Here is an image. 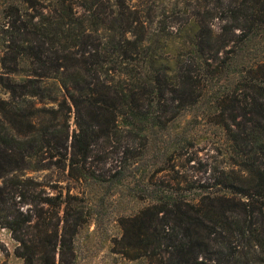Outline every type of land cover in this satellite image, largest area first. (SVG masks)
Instances as JSON below:
<instances>
[{
	"label": "trees",
	"instance_id": "obj_1",
	"mask_svg": "<svg viewBox=\"0 0 264 264\" xmlns=\"http://www.w3.org/2000/svg\"><path fill=\"white\" fill-rule=\"evenodd\" d=\"M198 2L208 13L160 30L146 25L126 0H0V13H15L0 26V46L15 62L10 75L0 78L9 96L0 98V111L16 112L15 99L21 96L27 102L56 101L60 94L68 98L78 127L74 155L63 153L62 163L74 169L83 161L85 178L96 175L85 164L95 141L121 148L125 128L147 139L168 95L181 100L176 110L230 112L242 133L235 139L247 146L244 183H231L229 192L208 191L200 203L187 201L184 210L168 200L146 206L122 224L132 227L135 258L149 257V264H264V0ZM212 3L223 7L219 33L208 22ZM102 12L108 14H97ZM84 115L93 122L88 124ZM15 121L12 116L9 122ZM6 130L0 142L12 144L9 155L18 146L38 155L51 147L46 129L35 137ZM46 202L60 207L67 199L55 196ZM31 220L9 225L21 243L17 253L24 264H34L35 251H27L17 231ZM44 246L49 264H56V253L60 264L69 254L76 258L75 240L59 237L58 231Z\"/></svg>",
	"mask_w": 264,
	"mask_h": 264
},
{
	"label": "rangeland",
	"instance_id": "obj_2",
	"mask_svg": "<svg viewBox=\"0 0 264 264\" xmlns=\"http://www.w3.org/2000/svg\"><path fill=\"white\" fill-rule=\"evenodd\" d=\"M126 3L146 25L160 30L174 27L187 17H197V13H208L198 6V0H179L175 10L174 0ZM216 5L211 4L214 16L208 22L219 33L224 22L219 16L224 12L222 6ZM14 14L0 13V26L13 20ZM14 67L13 56L0 46V78H7ZM8 97L0 84V98ZM176 97L167 96V107L157 111V124L147 139L131 136L125 128L123 133L127 136L121 148L116 149L113 142L95 141L85 164L87 171H96V175L87 178L81 176L83 161L75 163L74 169L62 163L63 153L74 155L72 140L78 127V115L68 98L60 94L56 101L27 102L21 96L15 99L16 112L0 111L1 136H6V127L21 137H35L46 129L51 144L44 155L15 144L17 153L9 155L12 144L0 142V264L25 263L17 253L21 243L9 225L20 224L29 216L31 222L17 233L26 239L27 251H35L34 264L50 263L44 242L57 231L59 237L75 240L76 258L69 254L65 264H149V257L135 258L138 248L132 227L122 224L124 219L164 200L171 207L175 202L184 210L187 201L200 203L208 191L224 193L231 191L229 185L233 182L242 185L241 175L245 174L241 169L248 158L242 151L247 146L235 139L240 131L234 128L230 112L221 108L176 110L181 101ZM12 116L16 117L14 124L9 122ZM84 117L88 124L93 122L87 115ZM38 167L42 168L34 170ZM219 181L222 183L216 184ZM55 196H62L67 202L60 207L52 204L57 199L46 202ZM66 215L69 221L64 222ZM80 216L82 222L76 224ZM56 264H60L57 253Z\"/></svg>",
	"mask_w": 264,
	"mask_h": 264
}]
</instances>
